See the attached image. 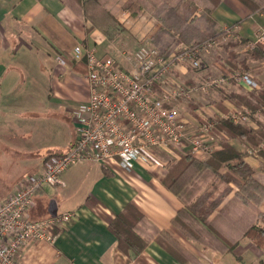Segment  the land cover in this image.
<instances>
[{"label":"crops","instance_id":"0c3cea01","mask_svg":"<svg viewBox=\"0 0 264 264\" xmlns=\"http://www.w3.org/2000/svg\"><path fill=\"white\" fill-rule=\"evenodd\" d=\"M102 1L108 8L111 7L106 0ZM110 1L115 3L118 0ZM118 11L125 17L122 20L119 18L120 22L131 15L122 4ZM211 16L219 29H230L229 36L234 34L251 39L264 31V10H251L240 0H220ZM159 27V22H147L143 33H153ZM122 32L129 33L134 41L131 31ZM122 32L116 39L109 40L99 28L90 29V23L61 0H0V150L13 140L14 157L22 167H13L20 173H8V177L19 179L28 172H37L47 157L71 148L77 137L72 119L74 133L70 140L61 145L52 143V109L72 103V113L88 98V86L82 76L86 63L83 70L72 68L73 48L81 42L85 48H95L99 54H111L120 63L129 66L127 51L118 56L110 49L117 39L123 38ZM57 57L62 61H58ZM256 70L255 79L264 84V71ZM226 86L227 93L239 91L233 85ZM233 143L242 146L240 142ZM159 157L166 166L156 164L151 169L139 165L132 172L118 164L106 170L96 162L69 168L63 174L64 186L52 187L67 188L89 183L76 207L63 204L73 199L72 193L61 199L56 192L52 194L47 186L40 190L36 206L29 211L32 219L68 210H79L80 216L68 227L56 229L54 241L28 244L22 254L24 263L264 264L263 249L248 238H239V233L228 227L233 226L237 219L234 214L244 213L245 224L249 223L250 216L247 217L248 212L241 204L229 206L232 215L227 226L226 222L220 223L228 238H239L234 249L212 233L205 232V241H199L186 236L172 224L173 216L183 204L162 184L169 162L174 159L167 153H160ZM245 159L264 183V160L258 155ZM12 187L7 189V193H11L16 186ZM128 202L136 204L157 226L175 236L178 241L175 249L177 256L155 240L135 256L117 246V238L108 225ZM257 209L264 211V201ZM250 218L257 220L255 215ZM238 221L243 225L242 219Z\"/></svg>","mask_w":264,"mask_h":264},{"label":"built area","instance_id":"2783aa9c","mask_svg":"<svg viewBox=\"0 0 264 264\" xmlns=\"http://www.w3.org/2000/svg\"><path fill=\"white\" fill-rule=\"evenodd\" d=\"M253 38L252 47L264 45V32ZM212 45L209 40L185 44L181 52L172 50L165 56L154 44L145 43L127 67L111 54H99L82 43L74 46L73 59L86 60L82 76L88 86V98L72 111L76 140L68 151L47 157L39 171L24 175L11 193H0V264H25L22 254L28 244L52 242L56 229L78 219L79 210L39 219L29 215L38 192L46 186H64L63 174L69 168L96 162L106 170L118 164L132 172L139 165L166 166L160 153L172 159L185 153L204 158L220 147L219 136L211 132L215 124H198L197 132L189 130L181 101L193 89L173 81L183 59L190 58L192 67L198 69L200 51ZM217 76L228 78V74ZM230 76L245 86H257L250 72L236 71ZM215 77L201 82H224L223 77Z\"/></svg>","mask_w":264,"mask_h":264},{"label":"trees","instance_id":"16d2710c","mask_svg":"<svg viewBox=\"0 0 264 264\" xmlns=\"http://www.w3.org/2000/svg\"><path fill=\"white\" fill-rule=\"evenodd\" d=\"M77 15L89 21L90 29L99 28L108 37L114 40L124 30L132 32L140 41L145 35V23L159 22L160 27L149 38L160 53L167 56L173 47L185 41L193 46L208 39H219L229 35L219 29L212 19V13L218 7L220 0H127L124 9L131 13L124 22L108 8L102 0H61ZM254 11L264 10V0H240ZM202 8L204 22H199L197 10ZM147 31L146 33H148ZM178 35V37L176 36ZM214 39V40H215ZM249 39L237 38L230 40L232 45H244ZM264 57V52L254 49L250 58L241 60V65L249 67L252 60ZM249 58V59H248ZM86 60L71 61L74 69L83 70ZM85 65V64H84ZM234 100L240 98L250 108L256 110L264 105V89L243 94H233ZM218 104V103H217ZM220 108H224L221 103ZM215 120L218 135L224 131L230 138L242 145H254L264 142V123L255 129L252 126L236 123L232 118H218ZM245 151L237 145L225 141L222 147L213 150L205 159H199L189 153L181 154L178 159L171 160L162 184L170 191L183 207L172 218V224L183 234L199 241H205L204 233L209 232L222 240L229 248L234 249L239 238L250 239L264 253V211L257 208L264 201V183L258 178L255 169L245 159ZM264 159V149L260 150ZM225 167L226 170H222ZM5 195V194H3ZM231 195V197H229ZM241 204L248 212L249 217L245 224V214L236 216L231 229L239 233V238L231 239L220 228V223H229L230 205ZM239 220L242 219L243 225ZM109 230L117 238V246L132 255L140 254L150 241L155 240L172 255L177 256V239L167 229L157 226L133 202H128L124 208L109 223Z\"/></svg>","mask_w":264,"mask_h":264},{"label":"rangeland","instance_id":"374dc122","mask_svg":"<svg viewBox=\"0 0 264 264\" xmlns=\"http://www.w3.org/2000/svg\"><path fill=\"white\" fill-rule=\"evenodd\" d=\"M126 1L127 0H118L117 2L113 3L110 0H106V3H108L109 6H111L110 7L111 10L116 12L118 18L122 20L125 17L120 15V11H118V8L119 6H121V4L122 5L125 4ZM201 13H202V8L200 7V9H198L196 12L197 14L196 16L197 18H199L198 19L200 20L199 22H204L202 16L200 17ZM226 29L227 28H224L222 30L226 31ZM260 32H264V31H260ZM153 33L145 32L143 33L146 36L145 40L143 39L142 41H140L135 36L136 40L134 38L133 41L132 36L129 33L122 32L121 37L123 38L117 39L113 43V46L110 47V49L118 56L122 54V51H124V53L127 51L128 57H130L129 59V63H130L129 66H130L131 59L132 57L134 58L136 50L142 44L149 43V37H151L150 35L151 34L153 35ZM176 36L178 37V35ZM234 36H235L234 34H231L230 36L224 34V37H221L219 39H215V38L208 39L209 41L213 42V45L209 47L205 46L200 51V68L198 69L193 68L192 65L190 64V58H185L182 60V63L179 65L180 70H177L175 73V77L173 78V81L175 83H182L184 86L193 89V90L188 89L189 92L187 93V95L184 96L185 100L181 101L182 113L184 114L186 120L190 122V124L187 125L189 130H191L192 132H197L198 124H217L215 123V120H213V118L211 117L212 114H214L218 118H224V119L232 118L236 123L249 125L254 127L255 129H257V127L260 126V124L264 123V105H261L257 107L256 110H254L249 106H247L248 104H246L244 100L238 97L236 98V100H234V96H233V94L235 93L241 95V93L243 94L250 92L254 93V91L257 92L263 90L264 84H260L257 80H255L257 82V86L255 85L256 87L255 86L248 87L241 84L238 80L230 76V74L236 71H247L252 73L253 75L254 72L257 71L256 69L264 71V57L256 60L253 59L249 67H245L244 65L240 64L241 60H243L244 58L247 57L250 58V53L252 50L260 49L264 52V45L263 44L262 46L256 45L253 47L249 45L251 40L254 39L253 37L255 35L251 39H249L248 43H245L243 46L241 44L232 45L230 44L231 42L229 41L233 40ZM208 40H205L202 43L204 44ZM185 44L188 43H186L185 41H180L175 45V47H173L172 50L174 51L178 49V51L181 52L182 51L181 47L182 45ZM215 50H218L221 53L220 54L219 52L215 53ZM59 58L60 57H57V60ZM124 67L127 66L124 65ZM220 74H228V78L224 76H217ZM213 76L214 77L217 76L214 79L223 77L224 82L222 83H218L215 81H210L209 83L201 82L204 79H208V77L211 79ZM226 84L235 86L237 89H239V91L227 93ZM217 103L218 104L221 103L224 108H220ZM71 105L72 103H68L67 106H62V107L57 105L54 109H52V113H53L52 143L55 145L66 144L74 133V128L71 122L72 119V113L70 110ZM214 130H217L216 126L211 129V132H213ZM222 132L225 135H222L223 134ZM218 136H219L218 139H220L219 148L222 147V142L225 141L231 143L238 142L237 140H233L232 138H230L224 131L221 130L218 133ZM12 143L13 140L12 142L9 143V145L5 147V149L0 150L2 152V154H0V193L2 195L3 194L8 195L9 193H7L8 191L7 189L11 188L13 182L15 183L16 179H18L16 178V176L8 177L7 174L8 173L14 174L18 172V170H14V168L16 167L22 168L21 166L18 165V160H16V157H14L15 155L13 152L14 144ZM263 146H264V142L262 143L260 142L259 144H254V145H242L240 146V148L241 149L243 148L242 150L245 151L246 153L245 158L250 156L256 158L257 155L260 156V150L264 149ZM208 156L209 155L199 159H205ZM222 170H226V168L223 167ZM18 173H20V171ZM22 177H20L16 181V183L13 184L14 185L13 187H15L18 184L19 180ZM88 185L89 183L83 185L82 184L80 185V183H78L77 185L69 186L67 188L66 187L55 188L52 186H47V188L52 194H55L56 192L57 193L56 196H60L61 199L66 198V196L70 193L74 194L73 199L69 201H65L66 203L64 202L63 204L65 206L76 207L80 203L81 199L84 197L85 188L88 187Z\"/></svg>","mask_w":264,"mask_h":264}]
</instances>
